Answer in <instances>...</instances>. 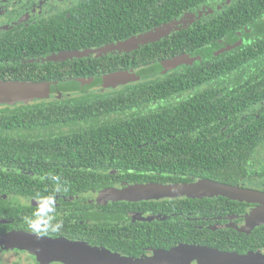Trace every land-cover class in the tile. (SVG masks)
<instances>
[{
	"label": "trees",
	"instance_id": "16d2710c",
	"mask_svg": "<svg viewBox=\"0 0 264 264\" xmlns=\"http://www.w3.org/2000/svg\"><path fill=\"white\" fill-rule=\"evenodd\" d=\"M214 1L84 0L69 11V18L64 17L63 22L54 20L30 28L10 26L2 31L0 82L89 80L158 68L163 62L184 55L197 59L167 76L157 75L125 89H104L56 101L2 107L0 146L16 143L13 131L81 128L85 130L83 141L74 139L69 144L74 143L76 149L85 152L83 160L112 163L111 169L116 170H120L117 163H131L138 170V177H144L141 182L187 183L194 176L240 187L245 178L264 177V163L260 173L252 164L257 153L264 152V0H236L231 6L211 9L213 12L206 16H212L130 53L49 61L59 53L93 50L126 41L195 13ZM241 39V45L227 48L218 57L210 53L218 49L220 42L233 45ZM190 91L198 93L159 111H147L138 118L125 120L124 125L119 121L102 122L108 115L125 114L152 102L161 104ZM98 129L102 134L94 132ZM114 129L115 134L104 132ZM26 138H21L20 148L0 149V155L7 160L26 155L22 146L32 144ZM131 145L135 148L129 149ZM140 145L143 149L138 151ZM123 146L126 147L122 150ZM110 185L100 181L86 189L98 191ZM189 201L209 203L216 208H224L228 201L242 211L248 207L221 197ZM260 230L249 237L236 234V238L247 242L242 243V248L210 247L240 255L246 254V250L256 251L258 239L263 241Z\"/></svg>",
	"mask_w": 264,
	"mask_h": 264
},
{
	"label": "flooded vegetation",
	"instance_id": "af4514ba",
	"mask_svg": "<svg viewBox=\"0 0 264 264\" xmlns=\"http://www.w3.org/2000/svg\"><path fill=\"white\" fill-rule=\"evenodd\" d=\"M82 1L84 0H0V34L10 26L24 25L30 28L33 25L54 20L63 22L65 18H69V11ZM235 1L216 0L203 6L195 12L197 19L189 27L212 16H206L207 13L203 12L202 17H199L202 11L207 12L209 9L217 11L219 8L231 6ZM14 10L15 13H12ZM247 31L250 32V30ZM242 42V39L233 45L227 44L226 41L220 42L217 44L218 49L211 50L210 53L218 57L225 53L227 48L234 49L233 47ZM212 48L213 46L210 47ZM193 58L197 59V56ZM179 68L160 76H167ZM144 82L147 81L130 82L108 90L125 89L132 84ZM198 91L178 95L161 104L152 102L125 114H111L104 117L102 122L119 121L124 125L125 120L138 118L147 111H159L190 95L195 96ZM66 97L45 101H56ZM115 130H104V132L115 134L117 132ZM84 132V129L70 127L51 131H13L16 143L0 146L2 150L11 146L20 148L22 137L26 136V141L32 140V144L22 146L26 149V155H20L11 160L0 155V264H44L34 254L18 248L23 242L22 236L27 235L37 239L81 242L124 257L143 258L151 257L156 252L170 251L182 245L237 253L226 252L210 245L242 248V243L247 245V242H243V238H236V234L249 237L253 232L261 229L263 241L258 239L256 251L246 250V254L264 252V226L250 234L241 232L246 227V216L251 214L255 206L247 204L248 207L242 211L241 207L236 209L234 207H238L237 205L227 201L223 204L224 208H216L209 203L189 201L190 199L187 198L140 202L113 201L107 194L110 190L163 183L147 180L141 182L144 177H138L140 174L138 170L133 169L134 165L131 163H117L120 170H116L111 169L112 163L83 160L85 152L81 153L79 151L81 148L76 149L74 143H69L74 142V139L83 141ZM94 132L102 134L100 129ZM132 133L137 134L139 131H132ZM59 135L63 137L60 138ZM36 142H50V144L38 145ZM125 147L120 148L123 150ZM128 148L134 149L135 146L131 145ZM140 149H143V146H138L137 150L140 151ZM258 172L260 173L261 170ZM190 179L186 184L208 180L194 176H190ZM100 181L112 185L100 188L98 191L86 189L90 184ZM261 181H263L262 184H260ZM240 187L264 192V177L245 178L240 183ZM47 197H52L55 204V212L52 214L55 219L52 224L62 221L61 227L57 230H52L33 215L39 203Z\"/></svg>",
	"mask_w": 264,
	"mask_h": 264
},
{
	"label": "water",
	"instance_id": "95a60500",
	"mask_svg": "<svg viewBox=\"0 0 264 264\" xmlns=\"http://www.w3.org/2000/svg\"><path fill=\"white\" fill-rule=\"evenodd\" d=\"M220 9V8H219ZM213 11L206 12L212 13ZM203 12L199 14L202 17ZM197 19L196 14H187L180 20L166 24L151 32L148 36L139 35L125 42L107 45L93 50L76 52H63L52 55L49 61L64 62L72 59H83L95 56L102 58L110 53H123L136 38H139L136 48L125 53L140 49L142 46L187 29ZM186 20V21H184ZM159 38L156 40L155 38ZM154 39V40H153ZM152 40V41H150ZM150 41V42H149ZM131 43V44H130ZM194 62L189 56H181L163 62L158 68H148L139 72L126 71L111 74L105 77L89 80H73L57 83H21L0 82V107H16L50 99H60L92 92H101L130 82L147 80L157 75H164L182 65ZM113 201H161L165 199H204L226 198L231 201L255 206L251 214L246 216V227L241 232L250 234L259 227L264 226V192L227 185L212 180H201L195 183L178 184H145L134 185L123 190L113 189L107 192ZM18 248L28 251L39 258L44 264H264V252L240 255L238 253H225L206 247L182 245L170 251L156 252L151 257L130 258L113 253L106 249L89 246L86 243L68 240L37 239L34 236H22ZM18 241V239H17Z\"/></svg>",
	"mask_w": 264,
	"mask_h": 264
},
{
	"label": "clouds",
	"instance_id": "9594fccd",
	"mask_svg": "<svg viewBox=\"0 0 264 264\" xmlns=\"http://www.w3.org/2000/svg\"><path fill=\"white\" fill-rule=\"evenodd\" d=\"M180 20V19H179ZM55 212V204L52 197L44 198L38 206L37 211L33 214L41 223L51 227L52 230H57L61 227L62 221L52 224L55 216L52 215ZM39 228V225H37Z\"/></svg>",
	"mask_w": 264,
	"mask_h": 264
},
{
	"label": "rangeland",
	"instance_id": "374dc122",
	"mask_svg": "<svg viewBox=\"0 0 264 264\" xmlns=\"http://www.w3.org/2000/svg\"><path fill=\"white\" fill-rule=\"evenodd\" d=\"M211 9H209L207 12H209ZM202 12H204V13H206V11H202ZM196 15H197V13H195ZM184 21H186V20H184ZM151 32H154V30H152V31H150V32H148V33H145V34H143V35H145V36H142L143 38L144 37H146V36H148ZM138 37H140V36H138ZM156 40H158L159 38H155ZM154 40V39H153ZM160 40V39H159ZM127 41V40H126ZM138 41H140L139 40V38H136L132 43H134L135 42V45L136 44H138ZM150 41H152V40H150ZM149 41V42H150ZM123 42H125V41H123ZM141 43L143 42V41H140ZM119 43V42H118ZM118 43H114V44H118ZM131 44V43H130ZM135 45H131L130 47H128L126 50L125 49H123L122 50V52L123 53H125V52H127V51H130V50H133V49H135L136 48V46ZM116 52H118L119 53V51H116ZM264 163V152L263 151H259L258 153H257V155L255 156V158L253 159V161H252V164H254L256 167H255V169L256 170H259L260 168H261V166H262V164ZM259 168V169H258ZM262 182L263 181H261L260 182V184H262Z\"/></svg>",
	"mask_w": 264,
	"mask_h": 264
}]
</instances>
